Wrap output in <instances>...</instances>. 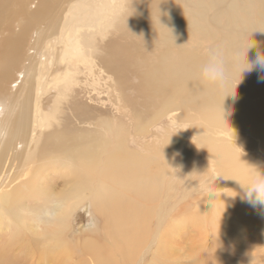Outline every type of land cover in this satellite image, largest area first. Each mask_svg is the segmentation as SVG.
<instances>
[{
    "label": "rangeland",
    "instance_id": "rangeland-1",
    "mask_svg": "<svg viewBox=\"0 0 264 264\" xmlns=\"http://www.w3.org/2000/svg\"><path fill=\"white\" fill-rule=\"evenodd\" d=\"M132 1L10 0L6 10L0 13V48L6 41L14 46L10 54L8 76L0 75V107L13 111L23 109L31 111L32 114H36L39 123L43 122V125L47 123L49 127L52 125L51 120L55 119L54 111L55 113L61 111L62 106L59 105L65 103L67 107L71 103L67 109L68 118L73 120L79 111L84 115L81 121L67 125L71 131L98 133L101 130L105 131L103 128L121 129V136L127 140V146L141 153L132 154L137 157H147L143 154H148L152 157L150 161L157 157L156 154L162 158L163 147L167 145L173 155L171 163L167 165L162 159L165 166L160 163L161 161L154 166L157 170V189L161 180V168L169 167L170 198L160 201L165 209L163 214L169 213L171 209L175 220L186 218L185 226L175 222L170 232L169 240L172 244L170 253L171 256L177 257L175 264H264V204L248 198L242 189L246 180L238 181L230 188L229 184L227 186L223 184L222 172L220 174L217 169L218 160L213 154L217 151L214 149L219 146H226L227 143L233 145L240 140L241 143L242 140L245 141L250 147L254 146L253 150H261L259 138L254 137V133L247 129L246 112L235 111L238 106L243 108L242 105L247 100L245 84L243 82L238 84L239 81L232 80L229 75L230 79H227L223 88L226 93L231 91L228 94L233 103L215 104L216 98L211 94L197 104V108L194 106L197 112L195 110L191 112V109L181 106L182 103L177 101L175 96L172 97L173 100L160 98L148 104L143 101L142 96L143 81L139 79L142 78L141 64L154 63L157 56L161 60L165 53L160 41L161 29L171 23V28L175 32L180 30L183 37L190 38L188 41L182 39V42H187L188 46H196V37L190 30L198 29L201 22L205 27L216 31L218 28L214 16L216 7L203 6V15L199 21L198 9L202 6L198 0H138L139 2L134 0V4ZM227 3L228 0L222 4L223 10ZM94 5L102 7L99 17H96L97 9L96 14L88 13ZM132 8H135L133 10L134 12L136 10V13L130 11ZM72 16L80 25L70 37L65 26ZM84 18L85 20L95 18V25H84L85 23H82ZM174 19H178L182 29L178 30L173 26ZM156 31L159 32L155 33ZM99 37H106L107 41L114 44L127 45L124 47L132 49L135 54V65L124 72H118L119 74L113 72L107 66L104 58L107 54L106 48L102 43L99 44ZM204 39L206 47L202 45L205 44ZM206 39L204 37L201 40L202 44L200 42L197 44L199 47L197 52L202 55H206L207 50L216 43L212 37ZM174 47L172 51H175ZM138 62L140 67L136 66ZM22 77L25 78L24 84L22 83L16 92L18 87L16 85ZM25 98L28 102L24 101ZM196 127L201 136L213 144L214 149L198 138ZM41 129L44 127L41 126ZM56 154L41 153L36 164L26 163L23 170L20 165L17 167L14 162L8 160L0 166V189L6 182L11 181L9 186H12L17 180L22 181L26 178L36 183L39 176L47 174L43 177L44 184L38 186V191L40 187L45 189V198L50 204L55 199L67 198L75 189L74 183L79 173L65 182L64 172L70 164L64 166L63 163L54 162ZM52 164L57 168L50 166ZM24 191L26 195L17 200L15 209L19 216L21 214L25 216L23 220L25 229L7 230V226H13L16 221L7 215L0 218V264H66L62 258L56 257L58 255H49L36 248L40 235L30 232L33 224L31 211L40 210L37 203L43 195L35 197L27 205L29 191ZM210 193H214L217 200L220 196L218 202L225 201L231 208L228 211L229 215L220 219L223 228L220 225L215 227L211 219H208V222L203 223L206 228L200 229L199 225H191L187 219L192 214L194 204L203 201L205 194ZM79 198L82 199V203L71 213L68 230V240L74 242L80 241L77 239L80 235L98 236L100 233L101 218L92 210L91 193L82 192V197ZM26 205L28 212L24 207L19 208ZM150 227H153L152 236L150 235V239L147 238L148 235L146 236L148 241L136 251L128 264H142L152 260L155 249L163 245L160 224L156 226L150 224ZM18 241L30 245V248L26 246L23 251ZM75 251L68 264L79 261L81 264H94L91 256L80 250L79 246ZM116 263L115 259L110 260V264Z\"/></svg>",
    "mask_w": 264,
    "mask_h": 264
},
{
    "label": "bare ground",
    "instance_id": "bare-ground-1",
    "mask_svg": "<svg viewBox=\"0 0 264 264\" xmlns=\"http://www.w3.org/2000/svg\"><path fill=\"white\" fill-rule=\"evenodd\" d=\"M9 1L0 0V13L6 10ZM228 1L229 3L226 4L225 10H223L222 4L226 0H198V3L202 6L198 9L199 21L203 15V6H215L216 14H212L215 16L218 28L213 31L212 28L209 29L199 22L198 29L193 28L190 30L196 37V46H188L187 42H182V39L188 41L190 38L183 37L180 34L179 29H182V27L178 19L172 20L173 26L177 27L175 28L179 30L178 32L171 28V23L161 29L160 41L161 46L163 45L165 48V51L163 49V53H165L162 56L163 58L160 57L161 60L156 55L157 60L154 63L142 62L144 63L141 64L142 78L139 79L143 81V89H141V84L139 86L143 90V101L146 104L156 102L160 98L173 100L172 97L175 96L177 101L182 103L181 106L191 109V112L192 110L197 112L194 106L197 108V104L211 94L216 98L215 104H231L233 101L231 96L224 90V85L221 87L205 83L198 75L199 66L206 59V55L197 52L199 48L197 44L201 43L204 37L207 39L212 37L216 43L212 42L213 39L211 42L215 46H226L232 57L228 63L230 77L234 81H239L238 84L243 82L247 87V91L244 90L247 94V100L242 105L243 108L238 106L235 111L244 110L246 112L247 118L244 119L248 126L247 129L254 133V137L259 138L261 150H253L254 146L250 147L243 140L242 143L240 140L239 143L233 145L227 143L226 146H219L214 149L213 144L201 136V132L197 130L198 125L196 132L202 142L217 150L213 152L218 160L216 167L220 174L222 172L223 184L226 186L229 184L230 188L238 181L247 180L253 172L258 170L264 172V68L255 63L257 54L264 53V0ZM133 2L135 3L134 0ZM84 7L86 6L84 5ZM96 9L98 11L96 17H99L102 9L100 5L91 6L88 13L96 14ZM133 9L135 8L129 10L134 14L136 10L134 12ZM32 15L33 13H31ZM73 17H69L65 26V30L69 32L70 37L80 25L72 19ZM95 21V18L93 20H85L84 18L82 23L87 26H94ZM181 24L183 25V23ZM105 38L99 37V44L102 43L106 48L105 52L107 54L104 55V58L107 66L113 72H124L127 68L135 65L136 59L132 49H126L127 47L124 46L127 45L114 44ZM253 41L255 42L254 45L247 49ZM202 45L206 47V41ZM174 46H177V48L175 49ZM13 47L11 42L6 41L0 48L1 76H8L10 54ZM172 47L175 51L171 50ZM246 61L252 65L251 69H243L248 67ZM136 66L140 67V62L136 63ZM136 72L138 73V71ZM24 79L22 77L16 85L18 86L16 92L21 88ZM243 99L245 98L243 97ZM24 101L28 102L26 98ZM57 104H55V107H57ZM70 104H68L69 107ZM68 105L67 107L65 103L59 105L62 106L61 111L59 113L54 111L55 119L51 120L52 125L49 127L47 123L45 125H43V122L39 123L36 114H32L31 111L26 109L13 111L12 109L0 107V166L11 160L17 167L20 165L23 170V165L26 163L36 164L41 153H57L54 162L63 163L64 166L70 164V167L64 172L65 182L70 180L71 176L79 173L72 194L65 199H55L51 204L45 198V189L40 187L38 191V186L44 184L45 179L43 177L47 174L39 176L36 183H33L31 179L27 180L28 178H26L27 181L17 180L12 183V186H9L11 181L4 183L2 189H0V218L2 215H7L11 220L16 221L13 226H7V230L25 229L23 223L25 216L22 214L19 216L15 206L17 200L26 195L24 191L26 190L29 191L27 205L35 197L43 195L37 203L40 210L31 211L33 224L30 229L31 234L40 235L36 248L41 252L54 256L58 255L56 257L62 258L68 264L72 254L76 252L75 250L79 246L80 250H84L91 256L94 264H110V260L113 259L116 260V264H128L134 258L136 251L148 241H146V236L148 235L147 238L150 235L152 236L153 231L151 229L153 227L151 228L150 224L155 226L160 224V236L163 238V245L155 249L152 260L142 264H175L177 257L175 255L171 256L170 253L172 247L169 240L170 232L175 222L185 226L186 218L181 217L175 220L176 217L171 213V209L169 213L163 214L165 209L160 201H166L170 198L168 189L169 167L168 169H165L166 167L161 168V180L157 189V170L154 166L158 161H161L160 163L164 165L162 159L166 161L167 165L170 164L173 159L172 151L165 145L161 153L162 158L159 157V154H156L157 157L150 161L152 157L148 154H143L147 157H137L132 154L133 152H140L127 146V140L121 136V129L103 128L105 131L98 130V133L71 131L67 125L71 122L81 121L84 115L80 114L79 111L71 120L67 116ZM73 106L72 109L75 110ZM56 109L54 108V110ZM208 115L210 117V114ZM41 126L44 129H41ZM199 127H201V124ZM50 166L57 168L54 164ZM24 184L26 185L25 188ZM81 191H88L93 197L92 210L101 218L100 233L98 236L80 235L77 238L80 241L74 242L68 240L69 222L71 213L77 207H80L82 203V199L79 198L82 197ZM218 200L214 197V193L205 194L203 201L194 204L192 214L187 220L190 221L191 225H199L200 229L206 228L203 223L208 219H211L215 227H219V225L221 227L220 219L229 215L228 211L231 207L227 206L224 200V202H218ZM27 205L19 206V208L24 207L28 212ZM147 231H150V233ZM18 244L22 246L23 251H25L26 246L30 248V245H26L22 241H18ZM75 264L81 263L79 261Z\"/></svg>",
    "mask_w": 264,
    "mask_h": 264
},
{
    "label": "clouds",
    "instance_id": "clouds-1",
    "mask_svg": "<svg viewBox=\"0 0 264 264\" xmlns=\"http://www.w3.org/2000/svg\"><path fill=\"white\" fill-rule=\"evenodd\" d=\"M254 43V41L250 43L247 49L253 46ZM231 58L224 45L209 48L206 53V59L199 66V78L205 83L222 87L229 78L228 63ZM246 63L248 67L243 69H251L252 65L247 61ZM255 63L264 68V53L257 54ZM229 92L231 91H228L227 94ZM242 189L250 200L254 199L256 202L264 204V172L258 170L250 174Z\"/></svg>",
    "mask_w": 264,
    "mask_h": 264
}]
</instances>
